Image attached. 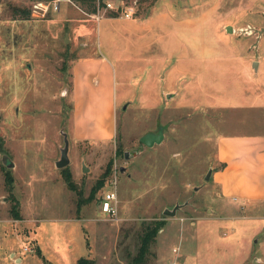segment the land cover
I'll use <instances>...</instances> for the list:
<instances>
[{"label":"rangeland","instance_id":"374dc122","mask_svg":"<svg viewBox=\"0 0 264 264\" xmlns=\"http://www.w3.org/2000/svg\"><path fill=\"white\" fill-rule=\"evenodd\" d=\"M125 1L134 5L130 18L145 23L152 18L154 33L140 28L144 36L133 33L122 16L107 18L109 9L99 8L96 21L74 0L27 17L15 9H30L31 0H0V252L7 242L21 250L23 236L30 234L28 241L35 237L41 249L40 256L35 247L23 251L33 255L30 264H39L38 257L40 264H75L78 256L92 258V264H129L145 226L161 219L143 264H176L178 255L184 256L182 264H264V217L240 210L239 199L223 200L210 175L205 179L215 140L225 131L222 113L176 97L146 106L129 95L113 110L107 73L90 70L75 79L74 91L69 75L72 58L95 48L109 63L112 87L134 88L149 72L145 57L178 30L186 46L192 41L209 50L216 46L219 60L234 64L228 73L248 81L257 51L264 55V0ZM192 16L193 23L182 20ZM83 40L86 48L73 53ZM209 75L226 77L225 71ZM159 126V143L139 141ZM62 132L68 141L66 170L76 190L54 165ZM100 135L111 138H94ZM110 188L117 220L104 217L97 204ZM175 203L180 205L173 215L162 213Z\"/></svg>","mask_w":264,"mask_h":264},{"label":"crops","instance_id":"0c3cea01","mask_svg":"<svg viewBox=\"0 0 264 264\" xmlns=\"http://www.w3.org/2000/svg\"><path fill=\"white\" fill-rule=\"evenodd\" d=\"M106 17L115 18L121 17V15ZM196 17H184L182 20L193 23ZM99 18L100 15L96 21ZM123 18L126 20L127 26L135 30L140 28V30L149 31L154 22L152 18L148 20V23L132 18ZM158 18L160 19V17L155 19ZM178 22L175 23L177 27ZM81 31L82 38L85 28ZM136 31L133 33L144 36L143 32ZM131 36L133 38L132 34ZM213 39L217 45L216 36ZM191 43L192 46H186L184 36L181 37L178 30H173L166 37L163 36L159 45L156 46L154 54H151V57L146 56L144 59L148 74L140 77L136 87L126 88L123 84L120 91L116 90L117 86L115 89L112 87L116 80L113 83V74L111 70L109 71V63L104 59V54L100 49L94 48L86 54L74 56L69 67L73 91L76 78L78 81L82 80L90 70H96L97 72H93V74L104 75L107 73L108 79L110 76L111 108L113 110L116 102L126 100L129 95L130 101L146 103V106H153L163 97H176L179 102H196L199 109H207L209 112H214L215 115L222 113L220 123L225 131L220 133L215 140V155L212 164H210V180L217 187L218 194L223 200L239 199L238 208L240 210L248 209L249 211L252 209V215L264 217V55L260 57L261 52L257 51V58L251 61V65L255 61L256 68H251L252 78L245 81L243 78L239 79V76L228 73L234 64L226 63V58L219 60L216 56V46L209 50L208 47L202 48L201 44L195 46V42ZM149 44H144L145 50H148ZM87 45L85 40L81 41L73 49V53L79 47L86 48ZM207 53L208 59H211L210 62L204 59ZM210 71H215L220 75L222 71H225L226 77L218 80L216 75L213 77L209 75ZM108 72H110L109 75ZM186 72L189 78L187 80H185ZM96 83L98 86L99 79ZM196 91L198 97L195 95ZM134 92L135 94H133ZM201 103L202 105H200ZM111 136L100 135L94 138L108 140ZM74 138L80 140L79 137ZM72 172L75 175V167H72ZM258 206L260 212H255ZM24 237H31V235ZM33 239L32 249L35 247V251L38 250L36 254L40 256L41 249L35 241V237ZM68 246L70 245L68 244ZM19 249L13 248L11 242L4 244L0 252V264H22L24 262L30 264L29 262H32L30 256L33 255ZM182 257L184 256L178 255L176 264H182ZM38 258L40 264L41 259Z\"/></svg>","mask_w":264,"mask_h":264},{"label":"built area","instance_id":"2783aa9c","mask_svg":"<svg viewBox=\"0 0 264 264\" xmlns=\"http://www.w3.org/2000/svg\"><path fill=\"white\" fill-rule=\"evenodd\" d=\"M60 0H31L29 13L31 15H43L49 10H57ZM95 0L96 13L93 12L91 16L97 19L99 17L98 11L101 9H109L113 11H118L119 15L130 18L134 13V5L131 2H126L125 0H118L115 3L111 0ZM100 5V6H98ZM113 183V182H112ZM99 210L102 212L104 217L109 220H117V207H116V197L114 188L107 189L101 195L98 201ZM24 242L21 245L22 251L32 250V243L28 241L25 237ZM29 238V237H28ZM176 248H172V251H175ZM174 260H171L169 264H174Z\"/></svg>","mask_w":264,"mask_h":264},{"label":"trees","instance_id":"16d2710c","mask_svg":"<svg viewBox=\"0 0 264 264\" xmlns=\"http://www.w3.org/2000/svg\"><path fill=\"white\" fill-rule=\"evenodd\" d=\"M78 1V6L89 13H93L96 10L95 0H74ZM99 4H101V1L99 0ZM15 10L19 11L22 17H27L29 15V9L26 7L22 8H16ZM119 13L118 11L110 10L108 11L107 15L109 16H117ZM61 172V176L63 180L65 181L67 187L70 190H76L75 185L72 183L70 178V172L68 169L66 170V165L59 168ZM106 171V170H105ZM105 171H103L100 176L96 179L97 185L101 184L103 182ZM6 181L10 182L11 178L6 173L4 175ZM78 192V191H76ZM78 199H82V197H79ZM161 219H155L151 226H145L142 234L139 236V244L137 246L136 252L134 255L131 256L129 264H143L145 254L148 250V244L150 240L154 237L156 231L160 228L162 225ZM38 251V250H37ZM93 259L87 256H78L75 260V264H92Z\"/></svg>","mask_w":264,"mask_h":264},{"label":"water","instance_id":"95a60500","mask_svg":"<svg viewBox=\"0 0 264 264\" xmlns=\"http://www.w3.org/2000/svg\"><path fill=\"white\" fill-rule=\"evenodd\" d=\"M226 31H231V27L229 25H226L225 27ZM252 65H255V61L252 62ZM162 127H158L156 131H147L143 134H141L139 136V141L146 145V146H151L153 143H158L161 141L162 139ZM67 148H68V141H67V137H66V133L62 132V145L59 148V155L58 158L54 161V165L56 168H61L65 165L68 164V155H67ZM124 156H126V153H123ZM6 166H11L12 163L7 160L5 162ZM120 169H122V167H120ZM210 174V168L207 169L206 171V176L205 179L208 177V175ZM180 204L175 203L173 204L170 208H164L162 210L163 214L166 215H173L175 210L179 207Z\"/></svg>","mask_w":264,"mask_h":264}]
</instances>
